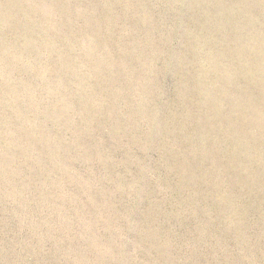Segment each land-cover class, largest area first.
I'll return each mask as SVG.
<instances>
[{
	"label": "rangeland",
	"instance_id": "1",
	"mask_svg": "<svg viewBox=\"0 0 264 264\" xmlns=\"http://www.w3.org/2000/svg\"><path fill=\"white\" fill-rule=\"evenodd\" d=\"M0 264H264V0H0Z\"/></svg>",
	"mask_w": 264,
	"mask_h": 264
}]
</instances>
